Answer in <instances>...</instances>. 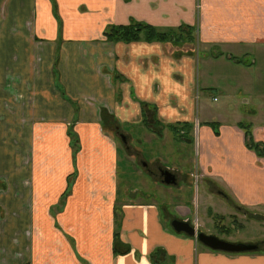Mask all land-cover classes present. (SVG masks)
Returning <instances> with one entry per match:
<instances>
[{
	"label": "crops",
	"instance_id": "obj_1",
	"mask_svg": "<svg viewBox=\"0 0 264 264\" xmlns=\"http://www.w3.org/2000/svg\"><path fill=\"white\" fill-rule=\"evenodd\" d=\"M131 23L173 35L106 39ZM247 67L264 95V0H0V264H154L156 252L163 264H264V244L210 249L175 231L157 201V187L202 181L204 207L217 195L264 213V153L246 146L238 114L207 119L200 105L218 78L238 89ZM249 125L264 150V122ZM117 131L127 137L122 156ZM153 137L175 145L174 164L146 158L141 145ZM184 143L194 144L190 172L174 162ZM129 163L155 194L146 179L137 189L121 180ZM164 170L175 184L157 181ZM174 212L187 222L193 214ZM191 225L200 230L198 218Z\"/></svg>",
	"mask_w": 264,
	"mask_h": 264
},
{
	"label": "rangeland",
	"instance_id": "obj_2",
	"mask_svg": "<svg viewBox=\"0 0 264 264\" xmlns=\"http://www.w3.org/2000/svg\"><path fill=\"white\" fill-rule=\"evenodd\" d=\"M199 56L200 59H202L203 54ZM58 58L59 53H57L54 58L55 64L58 62ZM243 60L246 59L244 58ZM245 69L247 72L238 68V77L234 76L238 78V89L236 87L237 83H232L233 79L228 78L227 81H225L218 78L216 80V88L207 89L205 95H201L200 105L201 107L205 106L207 109L209 113L207 119L214 118L215 120L218 119L220 122L233 121L238 114V122H240V124L249 125L251 122L252 124L264 122V95H258L255 91H252L251 87V76L252 74H257V70L256 68L251 69L250 67ZM55 77L57 78V73ZM253 111H255L254 114ZM222 112L223 116L219 117V114ZM259 112H261V116L257 118ZM195 118H197L198 121L203 119V117L199 115L195 116ZM191 125L193 128L192 123ZM127 129L131 130L128 126ZM73 137L75 138V135H73ZM137 137V134H135V138ZM189 137L192 139L193 133ZM116 140L119 146V152L122 156V152L124 151L121 146V140L119 138H116ZM170 143L167 137L163 140L153 137L148 141L145 140V142H142L141 147L144 148L146 158L160 159L172 165L174 163H172L173 160L170 156V150L174 148L175 145L173 146ZM183 145L185 147L180 156L182 160L174 162L175 164L179 163L178 166L182 171L190 172L193 167L195 168L196 157L192 159L194 144L184 143ZM253 152L259 158L257 152ZM185 162L188 164L184 165ZM129 166L131 167L124 170V174H122L121 171V180H125V182L128 181L130 189H137L143 186L140 184V179L141 181L146 179L149 182L150 191L155 194L156 184L151 182L148 174L139 173V170L134 168L130 163ZM157 177V181H160L161 177L159 172L157 173ZM157 188L163 190L162 197H159L157 201L163 206L162 210L165 209L171 214V218L183 220L181 215L174 212V208L183 205L193 213L190 215L189 218L191 220L188 222L197 225L198 218L200 230L204 231L205 234H213L223 240H227V238L231 236V240L236 241H260L263 242L260 244V247L264 244V213L254 214L241 208H238V211H236L233 207H229L228 203H225V201L222 202L219 200L217 195H210V199L207 201L209 205L206 204L204 207L202 194L205 190V186L202 181H194L191 184L182 181L180 188L177 186ZM161 201L165 203V207ZM207 208L210 209L208 210Z\"/></svg>",
	"mask_w": 264,
	"mask_h": 264
},
{
	"label": "trees",
	"instance_id": "obj_3",
	"mask_svg": "<svg viewBox=\"0 0 264 264\" xmlns=\"http://www.w3.org/2000/svg\"><path fill=\"white\" fill-rule=\"evenodd\" d=\"M106 39L111 42L116 41H135L139 40L141 37H145L147 40H157L166 41L171 40L173 33L161 32L154 27L145 23H131L129 25L122 26H112L106 32ZM242 126H247L245 132V143L249 149L256 151L259 157L264 153V150L254 141L249 125L243 124ZM163 254L156 252L152 255V260L154 264H163Z\"/></svg>",
	"mask_w": 264,
	"mask_h": 264
},
{
	"label": "water",
	"instance_id": "obj_4",
	"mask_svg": "<svg viewBox=\"0 0 264 264\" xmlns=\"http://www.w3.org/2000/svg\"><path fill=\"white\" fill-rule=\"evenodd\" d=\"M163 182L165 184H175L176 177L170 171H162ZM172 227L177 232H184L191 236H196L197 239L204 244L206 247L218 250L225 251L230 253H242L258 249V245L253 244H241V243H230L225 240L218 238L217 236L205 234L203 232H197L195 227L189 224L187 221L175 219L172 221Z\"/></svg>",
	"mask_w": 264,
	"mask_h": 264
},
{
	"label": "flooded vegetation",
	"instance_id": "obj_5",
	"mask_svg": "<svg viewBox=\"0 0 264 264\" xmlns=\"http://www.w3.org/2000/svg\"><path fill=\"white\" fill-rule=\"evenodd\" d=\"M116 135L121 139V141L123 140L124 142H127V137L124 135V133L120 132V131H117ZM122 141V142H123ZM160 175L162 177V172L160 171ZM190 224V223H189ZM191 225V224H190ZM196 229V228H195ZM197 232H203L202 230H196ZM209 234V233H208ZM210 235H213V234H210ZM215 236V235H214ZM195 238L197 239V237L195 236ZM223 240V239H222ZM228 242V241H227ZM253 245H257V244H253ZM260 248V245H258V249ZM258 249L256 250H253V251H257ZM248 252H252V251H248Z\"/></svg>",
	"mask_w": 264,
	"mask_h": 264
},
{
	"label": "clouds",
	"instance_id": "obj_6",
	"mask_svg": "<svg viewBox=\"0 0 264 264\" xmlns=\"http://www.w3.org/2000/svg\"><path fill=\"white\" fill-rule=\"evenodd\" d=\"M177 95H179V93H177ZM172 111H173V112H175V111H176V109H175V108H173V109H172Z\"/></svg>",
	"mask_w": 264,
	"mask_h": 264
}]
</instances>
